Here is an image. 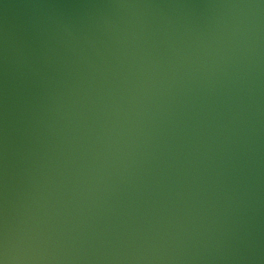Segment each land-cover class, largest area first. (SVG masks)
<instances>
[{"label":"water","instance_id":"obj_1","mask_svg":"<svg viewBox=\"0 0 264 264\" xmlns=\"http://www.w3.org/2000/svg\"><path fill=\"white\" fill-rule=\"evenodd\" d=\"M0 264H264V0H0Z\"/></svg>","mask_w":264,"mask_h":264}]
</instances>
